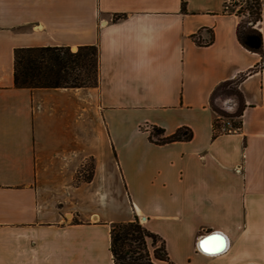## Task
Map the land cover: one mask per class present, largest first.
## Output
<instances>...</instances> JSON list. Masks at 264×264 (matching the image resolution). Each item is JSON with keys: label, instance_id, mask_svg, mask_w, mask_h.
I'll use <instances>...</instances> for the list:
<instances>
[{"label": "crops", "instance_id": "crops-1", "mask_svg": "<svg viewBox=\"0 0 264 264\" xmlns=\"http://www.w3.org/2000/svg\"><path fill=\"white\" fill-rule=\"evenodd\" d=\"M229 1L0 0V264H114L136 216L156 264H264V66ZM88 45L99 87L15 86L16 49ZM238 80L242 127L215 136L213 93Z\"/></svg>", "mask_w": 264, "mask_h": 264}, {"label": "trees", "instance_id": "trees-1", "mask_svg": "<svg viewBox=\"0 0 264 264\" xmlns=\"http://www.w3.org/2000/svg\"><path fill=\"white\" fill-rule=\"evenodd\" d=\"M249 9L253 19L239 25L237 36L247 50L261 55L264 62L263 35L254 27L262 20L260 6L258 3H253L249 5ZM213 40L214 36L209 44ZM14 78L17 88H97L100 85V48L98 45L82 46L77 52L64 46L16 49ZM240 81L225 82L213 93L214 97L221 87L229 85L236 87L231 93L238 98L239 110L227 117L239 119V122L233 125L238 130L242 127L241 117L244 111L243 97L239 91ZM214 110L219 114L215 108ZM217 127L216 120L215 136L218 135ZM192 138L193 132L188 127H182L167 136L163 128L152 126L149 134V140L156 145L188 142ZM91 161L92 170L88 176L83 174L85 181H91L93 178L95 162ZM81 173L82 171L78 175L79 180ZM151 248H154L153 253ZM110 251L114 264H156L157 260L169 261L165 241L143 226L137 216L133 221L112 225Z\"/></svg>", "mask_w": 264, "mask_h": 264}, {"label": "rangeland", "instance_id": "rangeland-1", "mask_svg": "<svg viewBox=\"0 0 264 264\" xmlns=\"http://www.w3.org/2000/svg\"><path fill=\"white\" fill-rule=\"evenodd\" d=\"M251 16L252 15L250 14V16L243 17V22L252 20L253 17H251ZM72 50H74V49H72ZM235 89H236V87L234 85L221 87L218 90V92L216 93V95L213 97V102H212L213 107L219 112V114L226 115L225 117H223V116H220L219 114H217V122H219L218 123L219 126H221V124H222L221 120H230L233 125L235 123L239 122V119H237V118L227 117L230 115L232 116L233 114H235L239 110L238 98L231 93V91L235 90ZM237 131H239V130H237ZM92 166H93V163H92V161L89 160L86 163L85 167H83V169H81L82 173L84 175L88 176L89 172L92 170ZM78 181H79V179H78ZM120 195H122V194H120Z\"/></svg>", "mask_w": 264, "mask_h": 264}, {"label": "built area", "instance_id": "built-area-1", "mask_svg": "<svg viewBox=\"0 0 264 264\" xmlns=\"http://www.w3.org/2000/svg\"><path fill=\"white\" fill-rule=\"evenodd\" d=\"M253 3H258L260 6V12L262 17L264 15V0H231L225 5V11L239 15L241 17L250 16L249 5ZM260 21L255 24V28L259 25ZM199 41V40H198ZM78 49L72 50L73 52H77ZM264 66V62H261V67ZM221 126L218 125L217 133L218 134H229L236 132L238 129L233 127V124L230 120H221ZM219 123V122H218ZM228 130V131H227Z\"/></svg>", "mask_w": 264, "mask_h": 264}, {"label": "bare ground", "instance_id": "bare-ground-1", "mask_svg": "<svg viewBox=\"0 0 264 264\" xmlns=\"http://www.w3.org/2000/svg\"><path fill=\"white\" fill-rule=\"evenodd\" d=\"M223 242H224V241H223ZM224 246H225V244H224ZM224 246L221 248V250H222V249L224 250V248H225Z\"/></svg>", "mask_w": 264, "mask_h": 264}]
</instances>
